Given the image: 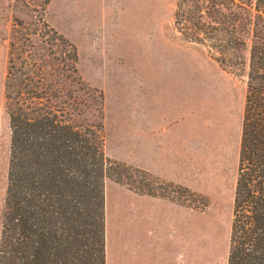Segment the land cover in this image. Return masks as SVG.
<instances>
[{
    "label": "trees",
    "instance_id": "trees-1",
    "mask_svg": "<svg viewBox=\"0 0 264 264\" xmlns=\"http://www.w3.org/2000/svg\"><path fill=\"white\" fill-rule=\"evenodd\" d=\"M47 2L13 14L7 33L0 264H105L104 179L147 194L141 173L156 179L104 153L102 93L44 19ZM172 23L218 64L246 60L225 264H264V0H173Z\"/></svg>",
    "mask_w": 264,
    "mask_h": 264
},
{
    "label": "rangeland",
    "instance_id": "rangeland-1",
    "mask_svg": "<svg viewBox=\"0 0 264 264\" xmlns=\"http://www.w3.org/2000/svg\"><path fill=\"white\" fill-rule=\"evenodd\" d=\"M39 8V0H0V213L9 144L3 96L7 33L13 14ZM172 13L173 0L44 5L46 22L75 44L81 77L102 93L105 138L120 117L160 122L177 150L187 140L186 177L153 181L141 173V187L179 201L158 229L141 208V193L104 179L105 264L226 261L247 64H218L209 50L179 35ZM175 219L178 228L172 230Z\"/></svg>",
    "mask_w": 264,
    "mask_h": 264
},
{
    "label": "crops",
    "instance_id": "crops-1",
    "mask_svg": "<svg viewBox=\"0 0 264 264\" xmlns=\"http://www.w3.org/2000/svg\"><path fill=\"white\" fill-rule=\"evenodd\" d=\"M114 124L115 129L108 132L109 139L103 136V150L106 155L141 167L151 175L158 176L167 182L176 180L178 173L181 178L186 177L188 153L185 137L182 138L180 151L173 145L170 137H165L166 131L162 130L160 122L152 119L131 120L119 117ZM105 142L109 143L108 147ZM176 202L179 201L156 194L141 193V208L143 207L146 216H151L155 225L159 223L157 229L161 226L164 216L165 218L172 217V212L176 211ZM132 203L140 205V202ZM174 223L171 226L172 230L175 227L178 228L176 219Z\"/></svg>",
    "mask_w": 264,
    "mask_h": 264
}]
</instances>
